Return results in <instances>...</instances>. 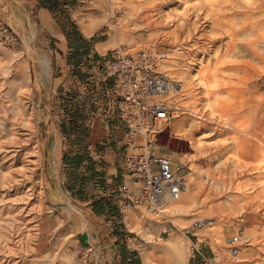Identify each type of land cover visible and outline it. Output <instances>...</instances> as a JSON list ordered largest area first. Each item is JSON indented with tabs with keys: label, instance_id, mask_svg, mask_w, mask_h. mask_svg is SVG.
I'll return each instance as SVG.
<instances>
[{
	"label": "rangeland",
	"instance_id": "1",
	"mask_svg": "<svg viewBox=\"0 0 264 264\" xmlns=\"http://www.w3.org/2000/svg\"><path fill=\"white\" fill-rule=\"evenodd\" d=\"M64 1L0 0V264H264V0ZM120 46L183 80L163 97L181 110L135 140L184 167L192 207H121L126 125L92 63Z\"/></svg>",
	"mask_w": 264,
	"mask_h": 264
},
{
	"label": "built area",
	"instance_id": "2",
	"mask_svg": "<svg viewBox=\"0 0 264 264\" xmlns=\"http://www.w3.org/2000/svg\"><path fill=\"white\" fill-rule=\"evenodd\" d=\"M100 1L113 4L115 0ZM112 12L115 14L117 10ZM14 41L9 29L0 26V45L4 47ZM161 60L149 49L120 46L99 55L95 62L102 82L111 83L102 92L101 100L109 107L110 117L126 125L127 155L122 168L125 181L118 188L125 211L142 208L154 215H164L188 184L181 164L157 154L152 142L137 145L135 140L141 134L147 135L156 123L171 121L173 113L180 111L171 107L176 101L163 99L180 93L181 83L161 71ZM116 128L121 130L120 126ZM134 149L137 153L131 152ZM202 256L199 249L193 250L189 264H196Z\"/></svg>",
	"mask_w": 264,
	"mask_h": 264
},
{
	"label": "trees",
	"instance_id": "3",
	"mask_svg": "<svg viewBox=\"0 0 264 264\" xmlns=\"http://www.w3.org/2000/svg\"><path fill=\"white\" fill-rule=\"evenodd\" d=\"M37 1H38V5H37L38 8L46 9V10L50 11V13H52V14H54L56 12V10H55L56 7L59 8L60 6H63L64 8H67L70 6L69 3L65 2V1H64L63 5H60L59 2L61 0H37ZM52 3H54L56 5L55 8L52 6ZM63 7H60V8H63ZM60 14H61V12H60ZM73 28H74L73 33H71V34L65 33V35L68 39L70 49L75 50V53L73 55H75L78 60H81L82 57L84 56V53L86 55H89L90 45L85 40H83L81 38L80 34L77 33V30L74 26H73ZM98 60H99V55H94L92 62H97ZM78 62L81 63L80 61H78ZM64 160H66V157L64 158Z\"/></svg>",
	"mask_w": 264,
	"mask_h": 264
},
{
	"label": "bare ground",
	"instance_id": "4",
	"mask_svg": "<svg viewBox=\"0 0 264 264\" xmlns=\"http://www.w3.org/2000/svg\"><path fill=\"white\" fill-rule=\"evenodd\" d=\"M87 33H92V27L91 26H87ZM184 76V75H183ZM182 78V77H181ZM185 81H186V84H188L189 83V79L187 78V76H184V78H183ZM182 81L183 80H180V81H178L179 82V84H180V87L178 88L179 89V91H180V93H182L183 92V88L185 87L184 85H182ZM189 85V84H188ZM185 96V95H184ZM174 101H176L175 103H177V100L175 99ZM191 108V107H190ZM178 110H181L180 108H177ZM188 111H190V112H193V113H195V111L194 110H192V109H187ZM173 120V119H172ZM171 120V121H172ZM160 126V125H159ZM163 127V126H162ZM175 131H181L182 129H183V123H177L175 126ZM180 135V134H179ZM182 136H186V133H184ZM187 137V136H186ZM190 137V136H189ZM191 138V137H190ZM192 141V140H191ZM191 143H193V142H191ZM178 205H177V207H179L180 209H185V208H189V207H192V205H193V203H194V195L192 194V192H191V190H190V187L188 186V184H187V187H186V189H185V191L180 195V197L178 198V199H176V200H174ZM174 202V203H175ZM173 204V203H172ZM171 204V205H172ZM170 205V206H171ZM169 206V207H170ZM169 209V208H168ZM168 211V210H167ZM202 224V221H197V222H195V226L196 227H200V225ZM168 246L169 247H171L169 244H167V245H164V246H162V248L163 249H166V248H168ZM172 263V262H171ZM162 264V263H161ZM173 264V263H172Z\"/></svg>",
	"mask_w": 264,
	"mask_h": 264
},
{
	"label": "crops",
	"instance_id": "5",
	"mask_svg": "<svg viewBox=\"0 0 264 264\" xmlns=\"http://www.w3.org/2000/svg\"><path fill=\"white\" fill-rule=\"evenodd\" d=\"M37 5V4H36ZM41 12H43L44 14H48V15H50V11H48V10H45V9H41L40 10ZM88 28H87V26L85 27V33L86 34H88V35H90L89 33H87V30ZM63 37V39L65 40V37L64 36H62ZM100 50H101V48H99ZM101 56V55H100ZM88 58H90V56L88 57ZM93 63V65H94V67L96 68V64H95V62H92ZM109 85H111V83L109 82V83H104L103 84V88H105L106 89V87H108ZM107 111L109 112L110 110H109V107L107 108ZM107 136H108V134H106ZM109 156V155H108ZM109 158H111V157H109ZM107 159V162H108V169H109V174L110 175H113V173H112V169L111 168H113L114 167V160H112V161H110V159Z\"/></svg>",
	"mask_w": 264,
	"mask_h": 264
}]
</instances>
